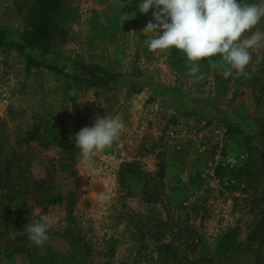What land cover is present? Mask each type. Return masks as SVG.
Returning a JSON list of instances; mask_svg holds the SVG:
<instances>
[{
  "label": "rangeland",
  "instance_id": "374dc122",
  "mask_svg": "<svg viewBox=\"0 0 264 264\" xmlns=\"http://www.w3.org/2000/svg\"><path fill=\"white\" fill-rule=\"evenodd\" d=\"M62 1L49 52L24 51L60 73L0 48V264H40L25 225L42 215L37 247L58 264L73 250L83 264H264V41L247 75L225 78L218 56L192 73L181 51L148 50L139 0ZM30 4L0 0L6 42L22 44ZM257 31L264 19L242 39ZM104 115L125 127L89 166L74 135Z\"/></svg>",
  "mask_w": 264,
  "mask_h": 264
},
{
  "label": "clouds",
  "instance_id": "9594fccd",
  "mask_svg": "<svg viewBox=\"0 0 264 264\" xmlns=\"http://www.w3.org/2000/svg\"><path fill=\"white\" fill-rule=\"evenodd\" d=\"M150 10L152 20L143 30L148 50L168 54L172 49L181 51L192 73L199 70L200 61L218 56L229 65L223 72L225 78L233 75V71L237 76L247 75L249 50L264 41V33L259 31L242 39L264 19V0H259V4L241 3V0H139L140 14ZM149 33L153 35L149 37ZM124 127L118 115H104L97 116L92 126L82 128L74 135L81 162L91 166L94 154L111 146ZM110 200V193L97 194L101 206ZM49 227L47 215L28 223L25 225L28 239L42 246L48 240Z\"/></svg>",
  "mask_w": 264,
  "mask_h": 264
},
{
  "label": "trees",
  "instance_id": "16d2710c",
  "mask_svg": "<svg viewBox=\"0 0 264 264\" xmlns=\"http://www.w3.org/2000/svg\"><path fill=\"white\" fill-rule=\"evenodd\" d=\"M69 16L67 13L64 3L62 0H31L30 7L27 12V22L28 30L25 29L22 35V44H15L11 42H6V35L4 31L0 30V48H9L13 49L16 52H19L21 55L25 57L26 65L28 68H38V67H45L50 71L55 73H60L61 70L57 67L53 66H46L41 64L34 59L31 58L29 55H25L24 51H34L40 50L44 53H48L49 49L51 48V43L54 38L56 32L61 31L63 24L66 23V19ZM74 81L81 80L80 76L75 75L73 77ZM92 83L102 82V80L93 81L92 79L89 80ZM88 79H83L81 83L87 84ZM69 198L68 204V212L71 211L72 201H71V194L67 196ZM7 217V216H5ZM6 219V218H5ZM68 219L70 217L68 215ZM71 221V220H70ZM260 227L264 230V211H263V223ZM69 231V230H67ZM76 235L73 231L71 235ZM264 238V234L262 235ZM75 239V238H74ZM16 252H25L29 253L27 250L18 249ZM32 255L33 260L40 264H58V261L61 259L59 253H53L50 248H41L38 250V247L35 246L33 252L29 253ZM75 251L73 250L71 255L64 257L63 263L64 264H83V262L77 261Z\"/></svg>",
  "mask_w": 264,
  "mask_h": 264
}]
</instances>
